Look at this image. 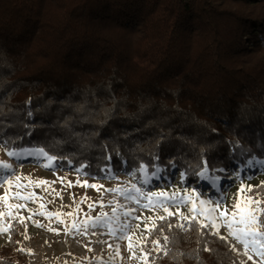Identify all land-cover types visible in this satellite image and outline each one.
Returning a JSON list of instances; mask_svg holds the SVG:
<instances>
[{
  "label": "trees",
  "instance_id": "trees-1",
  "mask_svg": "<svg viewBox=\"0 0 264 264\" xmlns=\"http://www.w3.org/2000/svg\"><path fill=\"white\" fill-rule=\"evenodd\" d=\"M0 143L95 176L174 163L192 184L201 160L264 159V0H0ZM19 232L0 264H19ZM165 232L156 264H243Z\"/></svg>",
  "mask_w": 264,
  "mask_h": 264
},
{
  "label": "snow or ice",
  "instance_id": "snow-or-ice-1",
  "mask_svg": "<svg viewBox=\"0 0 264 264\" xmlns=\"http://www.w3.org/2000/svg\"><path fill=\"white\" fill-rule=\"evenodd\" d=\"M6 154L9 157H15L17 160L24 157H35L36 161L46 169L54 170L57 166V156L49 154L43 148L25 149L20 152L7 151ZM255 165L264 171V160L255 161ZM171 166L176 167L174 163ZM253 166V161L249 160L247 167L251 169ZM85 167L87 166L81 165L76 169L78 176L86 174L83 171ZM137 171L144 174L143 179L138 181L141 186L132 183L130 187L118 185L113 188H104L103 185L89 184L87 180L80 181L79 178L75 185L68 181L67 187L93 188L101 193V198L97 201H90V198L85 195L77 203L75 196H73L75 207L71 211L62 212L48 210L47 204L43 202L44 197L38 196L34 191L35 188H42L47 195L54 198L59 197L62 200L61 192L52 187L57 181L32 180L31 177L17 176L14 174L15 170L11 164L0 161V186L5 189L4 194L0 196V202L5 206V211H0V234H7L9 242H11V233L17 225L24 224L25 233H27L25 221L31 222L35 227L44 228L45 224L35 219L36 216H40L47 220L49 225L53 219L56 223L61 224L65 235L87 237L91 231V235L95 236V229L101 228L104 229L100 233L101 235H107L110 240L115 241V243L99 241L107 244L109 250L107 260L103 257L85 258L81 264H116V261H120L122 264L123 256L120 250V241L127 242L129 260H136L137 264H156L155 258L151 260L149 258L158 257L160 254L167 256L171 252L169 244L173 237L166 234L165 228L168 233H172L174 229L189 232L194 228L201 238L212 236L226 244L229 238L234 239L243 246V254L249 260H252L253 255H255L259 257L260 264H264V182L256 186L245 184V179H250V177L245 175L242 178L241 173L237 172L235 179L240 180V187L229 204V197L226 195L227 189H221L219 184L221 178L215 175L209 177L206 159L201 160L196 175L211 181L213 188L219 193L215 199L212 196L203 198L196 188L146 190L145 186L149 185L152 179H161L162 169L157 166L149 175L147 166L140 165ZM219 171L223 172L224 170L219 169ZM131 175L135 177L136 173L133 172ZM180 176L183 181L186 178V173L182 171ZM57 180L64 185L66 178L57 177ZM101 190L114 195V198L108 201L107 205L103 200ZM117 195L125 201L134 203L136 207L121 204L116 198ZM29 203L37 204V207L35 209L28 208ZM85 203L88 207L87 212L81 208V205ZM106 206L110 207V212L103 211ZM63 207L65 206L61 205V208ZM97 207L101 211L92 216L91 213ZM138 209L141 210L139 216L135 215ZM22 211H27L29 215L27 217L20 215ZM144 211H149L152 215L145 216ZM132 221H136L135 229L137 231H141V224H143L140 235L133 231ZM221 228L226 230V235H221ZM47 230L56 235L60 234V229L49 226ZM25 238H28L27 235ZM91 242L90 240L89 243ZM207 244L208 241L205 239L203 250L211 251ZM228 247L232 252L237 251L234 245L229 244ZM20 251L24 252L23 249ZM88 251H92V249L88 248ZM28 254L32 253L29 252ZM176 255L183 254L177 253Z\"/></svg>",
  "mask_w": 264,
  "mask_h": 264
},
{
  "label": "rangeland",
  "instance_id": "rangeland-1",
  "mask_svg": "<svg viewBox=\"0 0 264 264\" xmlns=\"http://www.w3.org/2000/svg\"><path fill=\"white\" fill-rule=\"evenodd\" d=\"M31 147H22L19 149H15L14 151L20 152ZM36 148V147H32ZM39 148V147H37ZM7 149L5 146L0 143V161H5L12 165L15 170L14 174L17 176L31 177L32 180L37 179H45L47 181H57L52 185L58 192H61L63 199L61 200L59 197H53L51 195H47L42 188H35L34 191L38 196L44 197L43 202L47 204V208L50 211H62L68 212L71 211L75 205L73 203V196L76 198V202L79 203L80 199L85 195L90 198V201H97L101 198V193H98L95 189L83 186H72L67 187V182L71 181L73 185H75L76 180L79 178L80 181L87 180L89 184L95 183L98 185H103L104 188H113L116 186H129L132 183H137V186H141L138 181L143 179V173H136V176L133 177L131 173L133 171H127L125 169L115 170L111 166L107 167L102 176H95L89 174L86 170H83V175H79L76 172V169L72 163L68 167H63L57 162V166L55 169H46L41 163L36 161L35 157H26L20 160H17L15 157H9L7 153ZM252 160L254 163L253 168L249 169L247 167V162ZM264 160L260 158L248 159L244 165L236 164L235 168L225 169V167H220L214 170L209 168L208 175L209 177L215 175L219 176L221 179L219 181L221 189L226 188V195L229 197V204L231 203V198L237 192V189L240 187V180L235 179V174L237 172L241 173V177L243 178L245 175L250 177V179H245V184H250L253 186L260 185L261 182H264V171L260 170L258 166L255 165V161ZM157 167V166H155ZM160 167V166H158ZM105 168V167H104ZM161 168V167H160ZM162 169V168H161ZM219 169H223L221 172ZM148 170L149 175L155 170ZM182 170H177L176 168H172L169 172H166L162 169L161 171V179H152L149 185L145 186V189L159 190L163 188L164 190H171L172 188H196L200 191L201 196L206 198L208 196H212L213 199L219 194L213 188L211 181L207 179H202L198 176V180L196 184H192L186 181V178L182 181L180 173ZM184 172V171H183ZM57 177L66 178L65 184L62 185ZM62 190V191H61ZM4 187L0 186V196L4 194ZM103 192V190H101ZM114 195L111 193L103 192V200L107 205V202L112 200ZM121 204H125L128 207H136L134 203H130L125 201L122 197H117ZM61 205L65 207L61 208ZM71 206V207H67ZM37 204L29 203L28 208L35 209ZM81 208L84 212L88 211L87 203L81 205ZM183 210V209H182ZM0 211H5V206L2 202H0ZM101 209L97 207L95 211L91 213L92 216H95ZM103 211L110 212V207H105ZM186 211V210H185ZM143 214L145 216L152 215L149 211H144ZM163 214V213H160ZM20 215L27 217L29 213L27 211H22ZM135 215H141V210H137ZM36 220H39L41 223L45 224L44 228L35 227L31 222L25 221L27 224V233H25V225L19 224L17 228L19 229V235L17 237V248L15 253H18L20 259L16 258L19 264H81V262L85 258H96L103 257L105 260L109 257V250L107 244L100 243L99 241H109L111 243H115V241L110 240L107 235H101L100 233L104 231V229L97 228L95 229L96 235L92 236L91 231L87 237L83 235L71 236L65 235L64 230L61 224L56 223L55 220L49 222L40 216L35 217ZM11 223V221H8ZM133 231L136 232L137 235L141 234L143 229V224H141V231H137L135 229L136 221H132ZM6 226V225H5ZM52 227L55 229H60V234L56 235L54 232L48 231L47 227ZM221 235H226V230L221 228ZM27 235L28 238H25ZM92 241L89 243V241ZM231 245H234L236 248V255H238V249L241 248L244 253L243 246L237 243L234 239L229 238L228 240ZM9 243V236L7 234H0V248L4 244ZM120 250L123 256L122 264H137L136 260H129V252L127 250V242L120 241ZM87 246V247H85ZM88 248H91L92 251H88ZM20 249H23L22 253ZM32 254H28V253ZM70 254V255H69ZM247 258V257H246ZM243 264H246L241 257H239ZM248 259V258H247ZM260 264L259 257L253 255L252 260H249L247 264ZM116 264H121L120 261H116Z\"/></svg>",
  "mask_w": 264,
  "mask_h": 264
},
{
  "label": "bare ground",
  "instance_id": "bare-ground-1",
  "mask_svg": "<svg viewBox=\"0 0 264 264\" xmlns=\"http://www.w3.org/2000/svg\"><path fill=\"white\" fill-rule=\"evenodd\" d=\"M29 150H34V149H38L37 147L36 148H27ZM26 158V157H24ZM238 255L239 257H241V259L247 264L249 263V259L246 258V256L243 254V250L241 248L238 249Z\"/></svg>",
  "mask_w": 264,
  "mask_h": 264
}]
</instances>
